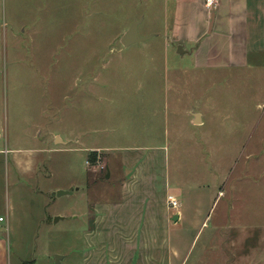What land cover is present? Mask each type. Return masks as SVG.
Listing matches in <instances>:
<instances>
[{
	"label": "rangeland",
	"instance_id": "374dc122",
	"mask_svg": "<svg viewBox=\"0 0 264 264\" xmlns=\"http://www.w3.org/2000/svg\"><path fill=\"white\" fill-rule=\"evenodd\" d=\"M143 2H0V147L40 148L42 158L32 173L12 170L7 156L0 162L1 229L8 202L31 201L15 210L25 215L6 233L10 254L28 264H56V254L61 264L79 262L95 204L120 198L105 177L119 160L96 151L88 161L89 149L137 145L152 130L166 145L168 215H183L169 221L174 264H264V52L222 67L177 57L158 35L142 50L122 48L118 33L148 13ZM192 112L201 124L190 123ZM59 189L72 193L58 197Z\"/></svg>",
	"mask_w": 264,
	"mask_h": 264
},
{
	"label": "crops",
	"instance_id": "0c3cea01",
	"mask_svg": "<svg viewBox=\"0 0 264 264\" xmlns=\"http://www.w3.org/2000/svg\"><path fill=\"white\" fill-rule=\"evenodd\" d=\"M75 1L77 4L78 0ZM143 4L145 10H149L148 13L131 16L118 33L122 48L137 44L142 50L151 45L148 40L158 35L163 37L160 45L171 48L177 57L190 55L198 65L222 67L245 66L251 54L264 52V0H218L213 8H208L205 0H144ZM70 10H78V6L74 8L73 4ZM134 22H137V36L144 39L123 45L121 38ZM141 25L143 29L140 31ZM253 39L259 40L260 47L253 49L257 45L251 42ZM198 118L199 122L193 118L190 123L201 124L200 114ZM153 133L149 130L143 134V142L137 145L121 144L89 149L113 155L114 159L119 160L120 165H114L109 175L115 182L114 188L120 185V198H107L95 204L98 214L89 218L82 229L84 247L80 261L75 264H174L172 258L175 257V251L172 249V254L168 248L169 221L174 214L168 215L166 204L169 191L164 166L166 145H156ZM155 135L159 136V133ZM52 138L55 144L65 143L58 136L52 135ZM20 150L0 147V162L7 156V163L15 172H35L42 159L40 148L36 151ZM158 169L161 171L159 178ZM14 190L20 191L21 188L16 185ZM24 190L28 191L26 188ZM53 190H49L48 194L55 192ZM35 192L36 196H42L43 191ZM8 203L6 230L0 227V264H28L21 257L16 260L12 258L6 233L15 220L19 224L24 222L22 216L25 214L16 217L15 210L18 209V214L20 211L26 212L27 208H31V201H23L20 206H15L13 201ZM117 209L129 213L117 214ZM39 216L40 210H37L36 218ZM177 216L176 221L183 215ZM73 217L79 219L76 215Z\"/></svg>",
	"mask_w": 264,
	"mask_h": 264
},
{
	"label": "water",
	"instance_id": "95a60500",
	"mask_svg": "<svg viewBox=\"0 0 264 264\" xmlns=\"http://www.w3.org/2000/svg\"><path fill=\"white\" fill-rule=\"evenodd\" d=\"M144 38H141L139 36H137V22H134L131 24L130 28L125 32V34L123 35V37L121 38V43L123 45H127L128 43H130L131 41L133 40H143ZM192 115H193V118L195 119L194 121L195 122H199V114L198 113H195V112H192ZM109 176V172L107 171L105 177L107 178ZM72 191L71 190H57L56 191V195L59 197V196H62V195H67V194H71ZM63 216H55V221L59 220V219H62ZM178 219V216L177 214H174L172 216V220L173 221H176ZM62 259V256L59 255V254H56L55 255V263L56 264H59L60 263V260Z\"/></svg>",
	"mask_w": 264,
	"mask_h": 264
},
{
	"label": "built area",
	"instance_id": "2783aa9c",
	"mask_svg": "<svg viewBox=\"0 0 264 264\" xmlns=\"http://www.w3.org/2000/svg\"><path fill=\"white\" fill-rule=\"evenodd\" d=\"M218 0H205V5L208 7V8H213L216 3H217ZM167 202L169 204V206L171 208H177L178 207V200L176 199V197H174L173 195H168L167 197ZM2 218L0 217V220Z\"/></svg>",
	"mask_w": 264,
	"mask_h": 264
},
{
	"label": "trees",
	"instance_id": "16d2710c",
	"mask_svg": "<svg viewBox=\"0 0 264 264\" xmlns=\"http://www.w3.org/2000/svg\"><path fill=\"white\" fill-rule=\"evenodd\" d=\"M96 154V151H90L87 155L88 161L94 160V155Z\"/></svg>",
	"mask_w": 264,
	"mask_h": 264
}]
</instances>
